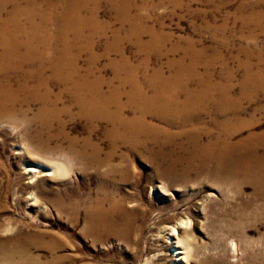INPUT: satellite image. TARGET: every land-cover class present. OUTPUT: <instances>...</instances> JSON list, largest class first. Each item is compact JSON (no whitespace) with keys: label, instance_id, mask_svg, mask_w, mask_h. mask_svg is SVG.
Masks as SVG:
<instances>
[{"label":"rangeland","instance_id":"rangeland-1","mask_svg":"<svg viewBox=\"0 0 264 264\" xmlns=\"http://www.w3.org/2000/svg\"><path fill=\"white\" fill-rule=\"evenodd\" d=\"M110 1L94 0L93 3H87L88 9L85 7L81 11L86 16L88 10L93 8L97 22L107 27L103 33L93 38L96 47L94 62L86 50H76L81 68L94 63L93 67L95 65L98 68L94 67L95 71H100L97 74H102L105 80L113 84L115 82L113 87L118 86L119 80L115 79L111 61L119 60L116 50L125 47L122 52H125V59H128L127 67L135 65L134 68H138L137 79L139 77L146 92L150 93L152 89L147 83H143L146 82L143 76L146 69L149 74L160 69L166 77L179 68H185L183 79L188 89L197 88L200 80L229 86L228 97L238 106L237 117H233V113L228 111L226 117L230 119L231 127L225 128L226 132L213 124L216 104L223 102L221 92H216L212 95L214 102H210L205 114L204 111H200L203 115L198 111L196 114L192 110L185 112L187 116L182 114L183 118L192 117L191 124L172 127L163 120L162 123L159 122L156 115H149L148 122L160 127L164 125L162 128L168 130L166 133L155 132L156 136L153 137L141 133L140 139L137 138L138 143L132 144L108 138L106 131L109 126L104 120L89 122V119L78 115L77 110L72 107L69 113L39 118L36 115L40 108L38 102H32L29 107L23 106V115L13 116L11 113L12 115L0 119V239L13 237L15 249V241L23 242L25 236L30 235L32 240L27 248L35 264H264V89L255 90V86L243 96L247 98L240 97L245 73L252 66L251 70L254 71L264 64V29L259 28L254 20H245L253 9L264 10V3H261L264 0ZM122 8H126L122 15L127 18H119ZM10 9L11 5L7 4L4 13ZM58 9L59 7L57 11ZM139 20L141 22H137ZM131 26L138 31L140 29L141 33L149 27L158 35H166L167 40L161 52L155 49L140 51L135 45L136 38L131 36ZM49 28L52 32L55 31L56 24ZM85 32L87 35L89 31ZM142 35L144 42L150 40L146 32ZM187 41L190 42L189 45ZM171 44L179 46L174 55L166 51L174 47ZM189 46L198 52L202 50L200 54L204 58L199 56V61L193 64V59L189 60L192 54L191 57L189 53L185 54ZM106 47H111L109 52ZM116 63L121 64V59ZM254 63L258 64L255 66ZM9 75L13 79V71ZM124 75L126 73L123 71L121 78L127 77ZM58 86L55 82L49 84L51 90L55 87L52 90L54 93L58 91ZM107 89L105 86L104 90ZM129 89L130 85L127 84L125 90ZM180 98L182 101L183 94ZM123 99L127 100L125 94ZM64 102L70 104L66 99ZM130 110H125L126 116L132 115ZM194 128L199 129L196 131ZM192 130L201 137L203 143L222 137L225 147H222L223 159L220 162L192 153L193 147H190L188 135L185 136V133L189 134ZM158 133H162V137ZM250 138L256 140V145H251ZM88 143V147L97 144L102 159L108 153L111 154L109 165L92 168L91 165L77 161V153ZM134 148L137 149L134 151ZM250 156L254 157L250 159ZM53 163H59L63 173L50 172L49 167L55 165ZM27 167L36 168L37 172L28 173ZM250 170L255 172L253 178ZM48 172L51 175H45ZM102 191L111 193L112 199L122 205L123 210H112L111 222L106 225H88L84 206L90 198H101L104 195ZM59 201L66 206L61 207ZM74 201L78 202L79 207L75 210L68 207ZM180 219H189L191 224L189 227L177 228V237L181 243L176 250L182 251V254L175 255L173 249L176 238L169 239V236L172 226ZM11 246L9 244L8 248ZM19 260V256L13 257V262L17 263Z\"/></svg>","mask_w":264,"mask_h":264},{"label":"bare ground","instance_id":"bare-ground-1","mask_svg":"<svg viewBox=\"0 0 264 264\" xmlns=\"http://www.w3.org/2000/svg\"><path fill=\"white\" fill-rule=\"evenodd\" d=\"M93 1L94 0H56V1H53V0H11V1L0 0V2H1V8H0V119H3L5 117L9 116L11 113H13V116H16V114L23 115L25 113V110L22 109V107L23 106L29 107L32 102H38L40 104L39 111L36 114L39 118H46V117L48 118L49 115L55 116L59 113H69L71 110V107H72V108L77 110L78 115L89 119V122L93 121L95 119L104 120L108 124L107 126H109V128L106 131V136H108V138L116 139V141L121 140L123 142L126 141L129 143L135 144L137 142V138L140 139L139 136H141L140 135L141 133H145V134L153 137L156 134L155 132L165 131V133H166V131L168 130L166 128H162V127H164V125L163 126L161 125V127H160V125L157 124L159 126V128H158L157 125L155 126L156 123L153 125L152 123L148 122L147 117L149 115H156L157 120L159 117V122L161 120H163L168 125H170L172 127H178L181 125H186V124H189L191 122L192 117L190 119H188V117L183 118L182 114H185V112L187 113V111H189V110H192L193 112L195 111V113H196V111H198L199 113H201L200 111H204V114H205V110L207 109V106L209 104H211L210 102H214V101H212V100H214V98H212L213 93L216 94V92H218V94H219V92H221V95H222L221 98L223 97V102L222 103L220 102V104L219 103L216 104L215 117L213 119V124L215 126L219 127V129L224 130V131H225V128L227 129L230 126V123H231L230 119L227 118L226 116L228 114V111H231L233 113V117H237L238 109L236 107H238V106H236L234 101L230 97H228L229 86H224V84H223V86H221V85H219L220 84L219 82H218L219 84L218 83L214 84V82L212 83L209 81L200 80L199 83L197 84L198 85L197 88L188 89L186 87L185 79H183V76L185 73V68H179V69L177 68L178 71H175L174 74H172L170 76H166V77L163 76L162 71L160 69L154 70L153 74H149L148 72H146L147 71V69H146L144 71V75H143L146 82H143V83H147L152 88V89L150 88L151 89L150 93L145 91V89L143 87L144 85H142L141 84L142 82L140 83L139 82L140 80H138L139 77L137 79V69L138 68L137 67L134 68L135 65H134V67H127L128 66V62H127L128 59H125V56H124L125 52L124 53L122 52V50L125 47L122 50L120 48L119 49L117 48V50H116V52L120 56L121 64L116 63L120 59L117 60L116 62L111 61V65L114 68L112 70H113V74L115 76V79L119 80V82H118L119 85L118 86L115 85L116 87L112 86V85L116 84L115 82L113 84L110 81L105 80V78L102 76V74H97V71H99V70L95 71L94 67H96V66L94 65V67H93L94 63H90L87 67L81 68L78 64V61L80 58H79V54L76 50H78V49L79 50H82V49L86 50L91 55L89 58H91V61L94 62V60L96 58V54L94 53V47L95 46H94L93 38H95L96 35L103 33L105 31V28H107V27H105L106 25L103 24L101 26L99 24V22H97L96 11L92 7H91L92 9L90 8L91 10H88V12L86 11L87 12L86 16L82 15V13H81L82 9L87 7V3H89V2L93 3ZM258 2H259V0H258ZM98 3H99V1H98ZM111 3H113V2H111ZM261 3H264V2L262 1ZM7 4L11 5V9L9 12H6V14H5L4 9H5V6ZM247 4H248V2H247ZM255 4H258V3H255ZM98 5H97V7H98ZM58 7H59V9L57 11ZM125 7L127 8V6H125ZM126 8L121 9V11H120L121 16L119 18L125 16L122 14L124 13V10ZM129 8H130V5H129ZM253 8H254V5H253ZM87 9H88V7H87ZM248 10H249V8H248ZM246 11H247V9H246ZM244 12H245V10H244ZM117 14H118V12H117ZM136 15H137V13H136ZM245 16H247V15H245ZM123 18H127V16H125ZM123 18H122V20H123ZM139 18H141V17H139ZM136 20H138V18ZM241 20H243V19H241ZM245 20H250V21L254 20L256 22L257 26H259V28L261 27V29L262 28L264 29V10L262 9L261 11H258V10H256V8L253 9L250 16L249 17L247 16L245 18ZM128 22H129V19H128ZM137 22H141V21L139 20ZM245 22H242V23L244 24ZM125 23H126V21H125ZM52 24H56V29L53 32L50 30L51 28H49L50 25H52ZM143 24H144V22H143ZM255 27H256V25H255ZM127 28H128V26H127ZM130 29H131V36L133 35L137 41L135 43V45L137 44L138 49L140 51H150L151 49H155V50H158L159 52H161L160 50L164 47V44L167 40L166 35H162V34L158 35V33L156 34V32L152 30V28L149 29V27H148V29L145 28L146 30L144 29L142 31V33L146 32V34L149 35L148 37H150V40L148 42H144L142 39L143 35L141 32H139L140 29L138 31V29H136L135 27L133 28L132 26ZM85 30L89 31L87 35H85V33H86ZM108 30L110 31V29H108ZM117 30H119V29H117ZM124 30H126V29H124ZM250 31H248V32H250ZM128 32L129 31H125V33H128ZM252 33L254 34V32H252ZM115 35L116 34H114V36ZM254 37H255V35H254ZM123 40H124V38H123ZM115 41H116V39H115ZM187 42H189V41H187ZM97 44H98V42H97ZM178 44H181V43L178 42ZM187 44L189 45L190 42ZM193 45L194 44H192V46ZM114 46H116V45H114ZM172 46H174V45H172ZM122 47H123V45H122ZM178 47L174 46L172 49H170V50L168 49L166 51H170L171 54L174 55L173 53L177 52ZM186 48H187V46H185V49ZM110 49H111V47H108L107 52H109ZM140 51H137V52H140ZM253 51H255V50H253ZM200 52L195 51V49H193V47H190L187 50V52H185V54L189 53L190 57H191L190 54H192V58L189 60L193 59V64H195V63H197L196 61H199V59H200L199 56H202L200 54ZM203 52H204V50H203ZM203 52H202V54H203ZM139 54H141V53H139ZM147 54H148V52H147ZM163 54H165V53H163ZM250 54H251V52H250ZM256 56L259 57L257 54H256ZM167 57H169V56H167ZM100 58H102V57H100ZM148 59H151V58H148ZM260 59H262V58H260ZM246 60H247V57H246ZM251 60H253V59H251ZM211 62H212V60H211ZM243 62H240V63H243ZM249 62H251V61H249ZM98 63L99 62H97V64ZM149 63H150V60H149ZM171 64H172V62H170V65ZM167 65H169V64H167ZM173 65H176V64H173ZM181 65H183V64H181ZM253 65H255V63ZM141 66H143V65L141 64ZM148 66H149V64H148ZM194 66L196 67V65H194ZM251 68H253V66ZM251 68L248 69L247 73H245L246 75L244 76V79L242 82V88L240 87V89L242 90V93L240 92V94H242V96L240 95V97H242V98H247L246 96L245 97H243V96L246 95V93H249L247 91L250 88L252 89V87L256 86L255 87L256 89L254 88L255 90L264 89V64H263L262 68H260V67L258 69L256 68V70L254 69V71L251 70ZM172 69H174V67ZM191 69H192V67H191ZM191 69H189V70H191ZM196 70H197V68H196ZM11 71H13V79L9 75V72H11ZM123 71L127 75L126 78H121V74ZM191 71H193V70H191ZM140 72L141 71H139V73ZM193 74H194V72H193ZM126 75H124V76H126ZM140 75H142V74L140 73ZM229 75L231 77V74H229ZM188 76H190V75H188ZM140 78H141V76H140ZM186 78H188V77H186ZM189 79H192V77ZM209 79H211V78H209ZM226 79H227V77H226ZM197 80H199V79H197ZM111 81H114V80L111 79ZM141 81H143V80H141ZM187 81H189V80H187ZM51 82H55L59 85L58 91L56 93H54L52 91L56 86L54 88L51 87L52 90L49 87V84ZM127 84L130 85L129 90H125V86H127ZM105 86L108 87L107 90H104ZM256 92L257 91H255V93ZM124 94L126 95V99H127L126 101H123L124 100L123 99ZM182 94H183L184 98L182 101H180V99H181L180 97ZM262 94H261V96H262ZM64 99L69 101L70 104L68 103L69 105H67V102L65 104ZM238 99H240V98H238ZM248 99H247V101H248ZM239 101H237V102H239ZM60 103L62 104L61 107L59 106ZM127 108L131 109L130 110L132 113L131 116H126L125 110ZM240 110H241V108H240ZM196 114H198V113H196ZM185 116H187V115L185 114ZM188 116H189V113H188ZM197 116H199V115H197ZM198 118H200V117H198ZM201 119H203V118H201ZM195 120H196V118H195ZM232 120H233V118H232ZM161 123H162V121H161ZM95 127L93 126V128H95ZM198 127H200V126L198 125ZM205 127H206V125H205ZM185 128H189V127H185ZM191 128H192V126H191ZM182 129H184V128H182ZM194 129H196V128H194ZM198 129H196V131ZM90 130H92V129H90ZM171 130H173V129H171ZM171 130L169 129V131H171ZM184 130H188V129H184ZM193 130L189 134L185 133V136L188 135L187 139H189V142L191 145L190 147H193L192 153L194 152L195 155L201 156V157H203V155L208 156L209 158H211V160H214L215 162H220V160L223 159L222 158V155H223L222 147H225L224 146L225 141L222 139V137L220 138L218 136L217 138H215L213 141H211L209 143H206V142L203 143L201 141V137L196 135L197 133L195 131H194L195 132V134H194ZM231 131H232V129H231ZM219 132H220V130L218 131V133ZM175 133H176V131H175ZM231 133L229 135H231ZM158 134H160V133H158ZM161 134H160V136H161ZM232 134H234V133H232ZM168 135H170V134H168ZM168 135H166V136H168ZM171 135H174V133ZM160 136H158V137H160ZM228 137H230V136H228ZM144 139H146V136ZM154 139H156V138H154ZM183 139H184V137H183ZM148 140H149V137H148ZM159 141H161V140H159ZM177 141H180V140H177ZM255 141L256 140L254 138H250V140H249V142H251V145L252 144L256 145ZM87 142H88V140H87ZM84 143H86V142H84ZM162 143H163V140H162ZM167 143L169 144V142H167ZM91 144H93V143H91ZM140 144H137V146ZM88 145H89V143L83 149L81 148L82 151L77 153V155H76L77 161H81V162H84L88 165H91L90 167H92V166L98 167L100 165H105V164L109 165V162L111 159V154H109L107 152L108 155H106V158L102 159L100 149H99V147L96 146L97 144L95 146L93 144L94 147H88ZM121 145H123V144H121ZM147 145L149 146V144H147ZM159 145H161V144H159ZM130 146H132V145H130ZM141 147H143V146H141ZM166 147H168V146H166ZM175 147H177V146H175ZM175 147H174V149H175ZM180 147H182V146H180ZM257 147H258V145H257ZM114 148H115V146H114ZM136 149L134 148V151ZM144 149H145V146H144ZM186 149L188 150V148H186ZM141 150H143V149H141ZM148 150H150V149H148ZM152 150L153 149H151V151ZM114 151H116V150H114ZM145 151H147V149ZM137 153H139V152H137ZM114 154L115 153H113V155ZM124 154H126V153H124ZM140 154H141V152H140ZM250 154H252V152ZM148 155H150V154H148ZM190 155H193V154H190ZM137 156H139V154ZM153 156L154 155H152V158H153ZM123 157H121V158H123ZM252 157H254V156H252ZM252 157L250 156V159ZM182 160H184V159H182ZM201 161H203V160H201ZM53 164H55V163H53ZM255 164L256 163H254V165ZM216 165L218 166V164H216ZM96 167H94V168H96ZM27 168H28L27 169L28 173L32 174V173L37 172L36 168H33V167H27ZM49 170H50V172H52L54 174H57V173L60 174L63 169H62L61 165H59V163H58V164L50 166ZM250 171H252L250 173L251 177H252V175L255 174V172L253 170H250ZM161 172H163V171H161ZM62 173H63V171H62ZM45 175H51V174L48 172V173H45ZM247 175H246V177H247ZM248 178H249V176H248ZM261 189H262V187H261ZM102 192L104 195H102L101 198L92 200V198L89 197L90 199H88L86 206H84L85 207V214H86L85 215L86 216V222L88 225H91V226L106 225L109 222H111L110 219H111V215H112V210H114L115 208H120L123 210V206L117 204L118 202L116 203L114 201V199H112L113 196L110 195L111 193L108 194L105 191H102ZM102 192H101V194H102ZM35 201H37V200L35 199ZM58 204H60L61 207L66 206L65 203H63L62 201H59ZM106 205L107 206L109 205V207L106 208ZM68 207L75 210V208L78 207V202L74 201V202L70 203L68 205ZM180 221H181V219H180ZM179 222L176 225L172 226L171 233L169 236V239H171V237L176 238V242H175L176 246H174V249H173L175 255L182 254V251L180 252V251L176 250L177 247H179V244L181 243V240L177 237V235H178L177 228L178 227H189L191 224V221L189 219L182 220L180 223ZM31 240H32V237L30 235H27V236H25L23 242L15 241L16 247H15V249H13V237L0 239V264H35L34 263L35 261L29 255L28 248H27V246ZM171 243H172V241H171ZM9 244H12V246L10 248H8ZM16 255L19 256V259H20L19 262H17V263L13 262V257H15ZM180 258H182V257H180Z\"/></svg>","mask_w":264,"mask_h":264}]
</instances>
